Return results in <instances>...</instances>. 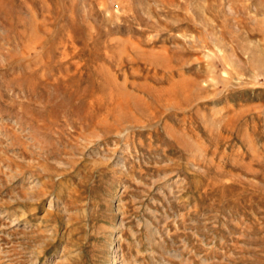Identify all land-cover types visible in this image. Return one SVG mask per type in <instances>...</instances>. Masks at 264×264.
Wrapping results in <instances>:
<instances>
[{
    "label": "rangeland",
    "instance_id": "obj_1",
    "mask_svg": "<svg viewBox=\"0 0 264 264\" xmlns=\"http://www.w3.org/2000/svg\"><path fill=\"white\" fill-rule=\"evenodd\" d=\"M0 264H264V0H0Z\"/></svg>",
    "mask_w": 264,
    "mask_h": 264
},
{
    "label": "bare ground",
    "instance_id": "obj_2",
    "mask_svg": "<svg viewBox=\"0 0 264 264\" xmlns=\"http://www.w3.org/2000/svg\"><path fill=\"white\" fill-rule=\"evenodd\" d=\"M43 251H42V249L40 248L39 250H38V254L36 255V258H39L40 256H42V253ZM54 255H56V253H54Z\"/></svg>",
    "mask_w": 264,
    "mask_h": 264
}]
</instances>
